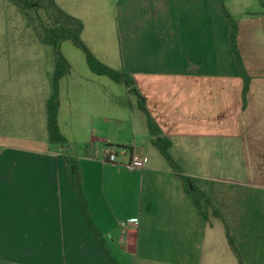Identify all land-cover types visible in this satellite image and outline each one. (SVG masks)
I'll use <instances>...</instances> for the list:
<instances>
[{"label": "crops", "instance_id": "obj_1", "mask_svg": "<svg viewBox=\"0 0 264 264\" xmlns=\"http://www.w3.org/2000/svg\"><path fill=\"white\" fill-rule=\"evenodd\" d=\"M54 2L81 21V39L100 63L130 75L172 151L185 149L205 157L225 155L233 148L242 165L258 173L264 165V0ZM12 6L0 0V7ZM15 16L24 17L21 12ZM231 24L248 77L245 95L229 41ZM26 40L28 67L23 68L20 52H13L12 70L39 80L27 86L34 93L23 117L29 124L13 134H0V141H10L0 143V264H110L109 258L117 264H264L256 217L241 207L227 217L226 198L200 191L192 197L186 183L193 192V181L176 178L161 155L157 157L147 121L132 124L133 135L139 126L145 136L116 142L125 147L120 152L103 150L102 158L105 151L115 152L113 165L101 162V152L93 147L98 131L93 121L80 149L71 152L63 144H51L46 104L52 94L54 55H46L35 34ZM69 72L57 83L56 120L65 141L69 134L63 128L62 108L82 91L76 82L70 90ZM19 89L15 85L12 92ZM95 89L90 86V94ZM89 118H95L94 113ZM229 141L236 144L229 146ZM131 156L147 158L142 170H123L121 165ZM199 162L202 170L209 169L206 158ZM156 173L173 179H148ZM73 178L85 200L84 210ZM161 187L167 195L158 190ZM232 203L242 205L243 199ZM130 220L136 224L126 226Z\"/></svg>", "mask_w": 264, "mask_h": 264}, {"label": "rangeland", "instance_id": "obj_2", "mask_svg": "<svg viewBox=\"0 0 264 264\" xmlns=\"http://www.w3.org/2000/svg\"><path fill=\"white\" fill-rule=\"evenodd\" d=\"M12 7L8 9L0 7V73L2 72L0 74V134H13L18 131L19 127L25 129L29 124L23 117L28 115L27 103L34 93L27 90V86L32 87V81L39 80V77L25 73L23 75L13 73L11 59L13 52H20L23 68L28 67L26 64L29 59L30 47L26 39L33 38L34 32L24 17L18 16L17 18L15 16V13H20L18 8L14 5ZM14 39H18L20 42L15 43ZM41 49L46 55L47 52L52 55L51 47L41 46ZM58 50L69 65L71 78H68L67 84L72 83L70 90L75 82L76 85H79V90L82 89L79 96L76 95L73 100L71 97V100L67 99L64 108H62L61 119L66 124L63 128L69 134L67 141L63 144L66 149L72 152L84 146L86 138H89L88 135L91 133V121H93L95 129L98 130L93 134V137H96L93 147L97 152H101L99 156L101 162L102 152L105 148L120 152L121 148L116 142H132L134 137L146 135L145 128H139V126L135 130L136 135L132 134V124H136L138 119L142 123L147 121L146 115L138 108L141 95L136 87L135 92H132L124 85L116 84L107 77L92 74L82 52L68 41L60 43ZM9 53L12 54L9 55ZM93 82L94 84H92ZM15 85H18L20 89L17 92H12ZM93 85L96 89L94 93L90 94V86ZM71 101L73 102L72 107L68 105ZM36 103L38 102L36 101ZM91 112L95 115L93 119L89 118ZM37 114L39 111L35 107V115ZM4 142L7 144L10 141H0L2 144ZM232 143L236 144V142L229 141V146ZM167 152L172 160L171 165L167 164V169L174 172L176 178L184 183L193 181L195 192L189 191V184L186 183V189L192 197H198V191H200L213 198H226L227 217L229 218L230 213H235L239 207L242 208L244 214H253L254 218L256 217L254 223L258 227L260 243L264 245V165L260 167L257 174L248 171V168L242 165L239 153L233 148H229L227 153H224L225 155L213 152L205 157L189 154L185 149L172 151L171 148H168ZM158 156L160 157V154H157ZM203 158L209 161V169L202 170L200 167L199 161ZM123 170L126 171L124 168ZM107 172L109 171L107 170ZM200 178L203 180L200 181ZM148 179L154 182H164L173 178L156 173L151 174ZM158 190H163V194L167 195V190L162 187ZM157 194V190L152 193L154 196ZM235 198H242L243 204L232 203ZM230 228L233 232L235 231L231 221Z\"/></svg>", "mask_w": 264, "mask_h": 264}, {"label": "trees", "instance_id": "obj_3", "mask_svg": "<svg viewBox=\"0 0 264 264\" xmlns=\"http://www.w3.org/2000/svg\"><path fill=\"white\" fill-rule=\"evenodd\" d=\"M11 4L16 6L24 16L25 20L33 30L40 44L51 47L54 54V74L52 79V94L46 104V121L48 140L51 144H64L65 140L61 136L57 127V111L59 107L58 100V81L69 72V65L59 53V44L65 41L70 42L74 47L79 49L84 55L86 65L91 73L97 76L107 77L116 84L124 85L127 89L135 92L134 82L130 75L112 70L100 63L87 49L81 39L83 25L81 21L73 16H70L60 10L54 0H9ZM264 5V4H263ZM236 33L237 29L234 24H231L229 35L230 45L241 72L244 88L243 95L247 91L248 77L242 69V63L236 49ZM139 108L144 112L147 118V130L151 138V144L157 149L161 157L170 165L172 160L169 157L167 149L170 143L161 137V132L158 126L148 115L144 99L139 97ZM125 149V147H119ZM74 189L77 195L78 202L84 210L85 200L79 188V183L76 178H73ZM93 230V229H92ZM94 234L99 238L98 233L93 230ZM228 242L232 246V241L228 237ZM110 264H117L109 258Z\"/></svg>", "mask_w": 264, "mask_h": 264}, {"label": "built area", "instance_id": "obj_4", "mask_svg": "<svg viewBox=\"0 0 264 264\" xmlns=\"http://www.w3.org/2000/svg\"><path fill=\"white\" fill-rule=\"evenodd\" d=\"M102 161L108 164H115L116 155L109 151H105L103 154ZM146 163H147L146 157L131 156V158L121 166L128 172H135L142 170ZM135 224H136V220H130L125 223L126 226L135 225Z\"/></svg>", "mask_w": 264, "mask_h": 264}]
</instances>
